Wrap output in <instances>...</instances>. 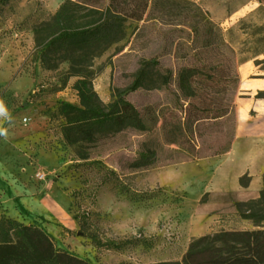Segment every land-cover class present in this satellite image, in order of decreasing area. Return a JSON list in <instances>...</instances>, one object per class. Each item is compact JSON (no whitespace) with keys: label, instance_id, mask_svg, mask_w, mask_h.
Returning <instances> with one entry per match:
<instances>
[{"label":"rangeland","instance_id":"1","mask_svg":"<svg viewBox=\"0 0 264 264\" xmlns=\"http://www.w3.org/2000/svg\"><path fill=\"white\" fill-rule=\"evenodd\" d=\"M64 1L0 4V218L22 223L26 234L0 243V264H43L55 255L69 264H184L191 249L202 257L205 251L204 264H264V225L240 218L236 204L247 199L217 188L218 157L173 162L177 147L158 130L104 135L82 148L65 141L64 119L55 111L60 101L79 102L81 76L61 54L46 64L39 56ZM195 1L223 18V27L247 15V3L235 9L247 0ZM165 51L152 22L129 21L124 40L74 67L86 70L108 106L133 85L144 62ZM160 61L167 67L181 59L164 54ZM239 73L238 107L253 96L249 87L264 86L254 60ZM127 96L150 101L146 91ZM149 148L163 162L138 168L140 151ZM109 239L133 242L98 246Z\"/></svg>","mask_w":264,"mask_h":264},{"label":"trees","instance_id":"2","mask_svg":"<svg viewBox=\"0 0 264 264\" xmlns=\"http://www.w3.org/2000/svg\"><path fill=\"white\" fill-rule=\"evenodd\" d=\"M141 20L153 23L156 38L165 41L166 51L144 62L133 85L103 106L86 70L74 66L101 56L126 38L129 21ZM49 23L55 30L42 42L40 59L46 64L53 55L61 54L73 63L74 74L81 76L77 81L79 102L60 101L55 111L64 119L62 132L67 143L82 148L96 144L104 135L158 130L166 144L177 147L173 162L220 157L231 149L238 121L239 67L254 60L264 71V0L228 28L195 0H66ZM164 54L181 61L163 67L160 57ZM128 91L139 96L146 91L150 101H134ZM256 97L264 98V90ZM162 162L158 151L149 148L140 151L136 166L151 168ZM249 182V175L241 178L243 186ZM236 205L241 219L264 225V173L259 197ZM17 238L26 239L25 226L1 216L0 243ZM213 241L210 238L212 245ZM132 242L109 239L97 243L121 249ZM202 252L203 257L191 249L184 264H204ZM43 264L69 263L55 255Z\"/></svg>","mask_w":264,"mask_h":264},{"label":"crops","instance_id":"3","mask_svg":"<svg viewBox=\"0 0 264 264\" xmlns=\"http://www.w3.org/2000/svg\"><path fill=\"white\" fill-rule=\"evenodd\" d=\"M246 3L248 14L262 5L263 0H247L246 2H239L235 9L243 7ZM213 18L216 21L225 24L223 18L220 16H215ZM238 19L232 21L230 25H225V27L228 28L233 25ZM251 61L246 63H250ZM258 68L264 73L260 67ZM261 80H264V78ZM248 89L252 92L254 91L253 96L244 99L240 103V105L243 104L247 107V123L244 128L241 129L238 116L235 140L231 149L224 155L218 157L219 164L216 175H220L219 177L221 178L217 182V188L227 196L234 197L238 195L250 200L259 197L263 186L264 98H257L256 94L258 93V89L264 90V86H251ZM238 108L237 105V113ZM252 110L257 111L255 116L251 113ZM244 175L250 176V182L247 186H243L241 183V178Z\"/></svg>","mask_w":264,"mask_h":264},{"label":"bare ground","instance_id":"4","mask_svg":"<svg viewBox=\"0 0 264 264\" xmlns=\"http://www.w3.org/2000/svg\"><path fill=\"white\" fill-rule=\"evenodd\" d=\"M239 14H235L233 17L236 18V16H238ZM238 116H239L240 128L243 129L245 124L247 123V117H248L247 107L244 106L243 104H241L238 108Z\"/></svg>","mask_w":264,"mask_h":264}]
</instances>
